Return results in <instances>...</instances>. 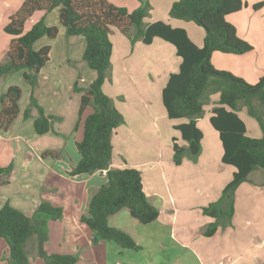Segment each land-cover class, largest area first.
I'll return each instance as SVG.
<instances>
[{
  "label": "crops",
  "instance_id": "1",
  "mask_svg": "<svg viewBox=\"0 0 264 264\" xmlns=\"http://www.w3.org/2000/svg\"><path fill=\"white\" fill-rule=\"evenodd\" d=\"M23 1L0 0V63L8 59L7 52L13 38L4 27ZM109 1L130 11L142 4L141 0ZM148 1L156 5L159 2H162L163 6L167 4L163 8L164 17L162 11H157L154 5V18L148 20L145 17L146 23L163 20L174 27L185 28L191 39L198 46H203L205 34L199 31L196 25H192L193 21H184L170 15L174 0ZM244 1L247 5L228 14L226 19L236 27L241 38L253 45V50L240 57L233 53L215 51L211 59L214 62L216 58L225 64L230 59L234 60L238 64V70L226 71L242 78L241 71H247L251 79L259 80L264 72V5L260 9H253V5L264 0ZM43 16L49 25H60L59 9L47 14L38 11L26 21L25 30H29ZM192 31L198 38L192 36ZM132 35L133 29L129 34H125L116 28L110 35L113 43L112 64L103 89L114 99L125 119L112 137L114 150L111 167L132 166L141 170L144 190L149 201L155 205L153 199L159 197L163 203L162 209L158 208V219L152 222V230L160 233L167 227L173 238L189 249L202 264H264V187H254L248 181L239 185L232 225L225 228L220 226L212 236L204 234L207 226L214 222V217L206 215L203 207L220 197L236 170L233 165L222 161V141L218 131L210 124L211 112L219 100V94L211 97V105H205L204 117L198 119V126L204 134L202 151L196 157L187 153L181 164H174V139L177 138V142L182 146L189 145L182 139L175 125L187 122L188 119H171L168 116L162 100V91L170 74L179 70L182 59L177 54L176 47L162 38L156 37L151 44H146L142 40L134 41ZM41 39L36 42V49L50 44L51 55L55 50L56 53L41 71L37 85L33 86L24 78L29 69L0 76V96L11 85L22 88L17 118L7 131L0 128V166H14V172L4 177L9 182L0 186V208L10 202L33 216L38 225L45 226V241L42 242L45 236L43 231L34 234L26 243L30 264H48L42 255L43 250L47 254L75 255V264H128L130 256L125 253L126 248L117 243L113 245L112 241L93 239L94 232L81 220L92 191L108 181L107 170L90 174L69 173L81 158L76 142L83 139L85 119L94 110L92 106H88L82 116L80 112L78 114L81 94L78 95L75 90L76 83L86 88L97 75L83 59L86 41L82 36H69L62 26L56 39ZM162 53L177 56V59L173 64L163 63ZM140 55L145 56L146 60L138 61ZM171 60L174 61L175 58ZM32 94L36 95L47 113L55 116L54 130L46 134L58 135V142L39 145L40 147L31 144L32 139L38 140L34 129L38 109L31 107L30 116H25ZM1 108L0 100V111ZM239 114L247 125L248 134L260 137L262 128L247 115V108L239 110ZM249 123H252L253 134ZM24 130L29 134L36 133V137L24 136ZM153 143L159 149L154 147ZM164 146L168 149L166 160ZM47 150L58 151L61 155L58 158H43L41 154ZM149 152L152 157L145 158ZM17 161H20L21 168L26 167L28 170L27 177L19 179L17 176ZM35 162L38 164L37 171L30 175L31 163ZM249 179L255 183H263L264 172L256 169L249 175ZM185 181L188 184H185ZM5 186L8 188H2ZM43 199L62 207L63 217L52 219L36 216L34 213L37 205ZM123 210L125 208L110 217V224L129 232L142 249V241L124 226L131 215H128L129 210L128 213ZM120 212H123L122 217ZM121 219H125L124 224H120ZM150 241H153V237ZM9 252L6 239L0 237V264H9ZM122 255H125V258Z\"/></svg>",
  "mask_w": 264,
  "mask_h": 264
},
{
  "label": "trees",
  "instance_id": "2",
  "mask_svg": "<svg viewBox=\"0 0 264 264\" xmlns=\"http://www.w3.org/2000/svg\"><path fill=\"white\" fill-rule=\"evenodd\" d=\"M128 10L109 0H24L14 12L4 30L13 36L7 52L8 59L0 63V76H8L21 69H29L24 78L32 85L39 83V75L51 60L52 47L35 44L43 37L54 40L60 33V26L69 36H82L86 41L83 59L96 71V78L86 87L75 86L81 93L80 116L88 106L93 112L85 119L84 137L76 142L81 158L69 172L71 175L94 173L107 170L108 181L94 189L87 208L81 216L94 234L107 241H115L122 248L140 250L141 246L127 231L110 224V217L123 208L140 223L148 224L158 219L160 210L153 205L144 190L142 172L137 167H111L113 159V134L124 123V115L114 99L105 93L103 85L109 77L112 64L113 43L111 33L116 28L129 34L132 39L151 44L156 37L176 47L181 63L177 72L171 73L162 91V100L171 119L186 118L187 122L175 125L188 147L174 139V162L181 164L189 153L196 157L202 151V129L198 119L204 115L205 105L211 100V93H218L219 100L213 106L210 124L218 131L223 145L222 161L233 165L236 170L232 180L223 188L215 202L204 207V213L216 218L204 234L214 235L221 226L232 225L235 212V191L248 180L256 169L264 170V74L256 83H249L229 71L220 70L212 63L215 51L244 54L253 50V45L237 34L236 27L226 19L230 13L243 9L244 0H174L170 9L173 18L193 21L205 29L203 46H198L182 27L158 20L145 22L150 9L148 0ZM264 2L254 4L262 7ZM59 9V24L49 25L45 16L35 22L29 30L25 24L36 12L46 14ZM22 88L11 85L0 96V128L7 131L17 118ZM31 107L38 109L34 129L39 135L54 130L55 116L46 112L35 94L31 95L30 106L25 116L31 114ZM246 107L248 113L258 120L263 136L248 134L245 121L239 110ZM60 152L47 150L42 157H60ZM13 164L0 166V186L8 183L5 176L13 172ZM264 183V182H263ZM36 216L61 219L64 209L50 201L40 200L34 213ZM34 215V216H35ZM34 217L6 202L0 208V237L9 245V264H30L26 251L27 241L36 233L45 231ZM47 238L46 231L42 242ZM48 264H75L77 257L71 254H47L42 251Z\"/></svg>",
  "mask_w": 264,
  "mask_h": 264
},
{
  "label": "rangeland",
  "instance_id": "3",
  "mask_svg": "<svg viewBox=\"0 0 264 264\" xmlns=\"http://www.w3.org/2000/svg\"><path fill=\"white\" fill-rule=\"evenodd\" d=\"M115 1H118V0H115ZM123 1L124 0H119L118 2H123ZM149 3H150V9H149L148 14L146 16L148 20H150V18H152L153 15H154V12H152V10L154 9L153 8L154 5H155V7H157L156 8L157 11H160V12L162 11L161 13L163 14V17H164L163 8L166 7V4L167 3L164 6H163L162 2H159V4H157V5L156 4H153L151 2H149ZM260 8H258V9H260ZM253 9H255L254 8V5H253ZM54 10H58V8H56ZM54 10H52V12H54ZM184 21H186V20H184ZM192 23H193L192 25H196L195 27H197V29L199 31H201L202 33L205 34V29L202 26H199L195 22H192ZM192 36H195L196 38H198L195 35V32L194 31H192ZM61 39H63V36L61 37ZM155 49H157V46H155ZM55 53H56V50L51 55V57L54 58ZM244 54H246V53H244ZM244 54H235V55H237L236 57H240V56H243ZM161 56H162L163 63L173 64L176 61V59H177V56H170V55H166L165 53H162ZM172 58H175V60L172 61L171 60ZM144 60H146V57L145 56L140 55L138 57V61H144ZM214 62H212V63H214L217 68L225 69V70H230V71L238 70V68H237L238 67V64L234 60H231L230 59L225 64L223 61H217V59L214 58ZM81 70L82 69L80 68V71ZM19 71H22V69L19 70ZM19 71H16L14 73L15 74L16 73H19ZM240 74L249 83H253L254 84V83H256L258 81V79H256V80L255 79H251L250 78V75L248 74L247 71H241ZM263 74H264V72L261 75H263ZM77 94L79 95L81 93L78 92ZM215 95H216V93H211L210 94V98L211 97H214ZM80 100H81V97L79 98V101ZM210 103L211 102L209 101L206 104V106H209L208 104H210ZM79 110H80V108H79ZM79 110H78V114H79ZM247 115H249V117H252V119L257 124L259 123L258 120L256 118H254L252 115H250L249 113ZM249 124H250L249 125V128H250V131L252 133L253 132L252 131V128H251L252 123H249ZM202 125L204 126V123H202ZM261 128H260V130H261ZM262 130H261L260 137L263 136V131ZM22 134H24V136H28V138L36 137L35 136L36 133L35 134L34 133L29 134L26 130H24L22 132ZM49 135H51V136H49ZM54 135H56V134H54ZM54 135L51 134V133L45 134V135H38L37 134V137H38L37 139L38 140H33L32 139L30 142H31L32 145H36L37 144V147H40L43 144H49V143H52V142H58L57 139H56V138H58V135L57 136H54ZM59 136H61V135H59ZM149 142H151V140ZM164 145H166L165 140H164ZM153 146L159 149V147L155 146V143H153ZM172 150H173V148H172ZM23 153L25 155L26 154V150ZM169 154H171L170 151H169ZM166 156H168V149L166 148V146H164V158H165V160H166ZM150 157H152L151 156V152H149V155H147L145 158H150ZM19 159H20V157L18 158V160ZM19 162L20 161H17L16 162L15 171H17V176L19 177V179H22L25 176L27 177V174H29V172L26 169V167L21 168ZM173 163L176 164L175 162H173ZM31 165H32V169L30 170L31 171L30 172V175H32L33 172H36L37 171L38 164H37V162H35V164L31 163ZM259 169L264 172L263 169H261V168H259ZM195 181L197 182V180H195ZM246 181L250 182L254 187H257V188H263L264 187V183H255V181H251L249 178ZM246 181H244V182H246ZM244 182H242V183H244ZM185 184H188V183L185 181ZM2 188L5 189V188H8V186L7 187L6 186L5 187H2ZM171 188H174V187L171 186ZM237 189H236V191H237ZM236 191H235V196H236ZM153 200L155 202V206L158 207L161 210L162 209V204H163L162 203V200L159 197L156 198V199H153ZM190 201L191 200H189V202ZM213 202H215V201H213ZM203 209H204V207H203ZM123 211H125V213H128V209L127 208H125V210H123ZM120 213H121L120 214V217H122V213L123 212H120ZM128 215H130V214H128ZM129 217H130V220H127L126 221V224L124 226H126L129 230H131L132 232H134V234H136L137 238L140 239L143 244L141 243L142 244V249H140V250H129V249L124 250L125 253L127 252L128 255L130 256V261H129L128 264H179L180 261H181V264H202L201 260L199 258H196L194 256V254L189 249L184 248L183 246H181L173 238L172 234L170 233V230H168L167 227L166 228H163L160 233L159 232H155L154 230H152V228L154 227V224H152V223L143 224V223L138 222L137 220H135L131 216H129ZM214 221H216V218H214ZM232 221H233V218H232ZM124 222H125V219H123V220L121 219L120 224H124ZM253 222H258V221H253ZM221 226H222V228H225V226H223L222 223H221ZM152 237H153V241L151 242L150 239ZM112 243H113V245H116V242L115 241H112ZM122 256L125 258V255H122Z\"/></svg>",
  "mask_w": 264,
  "mask_h": 264
},
{
  "label": "water",
  "instance_id": "4",
  "mask_svg": "<svg viewBox=\"0 0 264 264\" xmlns=\"http://www.w3.org/2000/svg\"><path fill=\"white\" fill-rule=\"evenodd\" d=\"M97 238H98V237L94 234V235H93V239H97Z\"/></svg>",
  "mask_w": 264,
  "mask_h": 264
}]
</instances>
